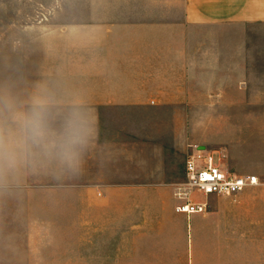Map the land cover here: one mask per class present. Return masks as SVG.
<instances>
[{"label": "rangeland", "instance_id": "1", "mask_svg": "<svg viewBox=\"0 0 264 264\" xmlns=\"http://www.w3.org/2000/svg\"><path fill=\"white\" fill-rule=\"evenodd\" d=\"M153 3L0 0V264H25L29 223L58 232L53 244L70 232L119 246L120 264H264V108L79 105L83 34L115 5ZM192 143L261 183L178 213ZM99 178L115 187L41 186Z\"/></svg>", "mask_w": 264, "mask_h": 264}, {"label": "crops", "instance_id": "2", "mask_svg": "<svg viewBox=\"0 0 264 264\" xmlns=\"http://www.w3.org/2000/svg\"><path fill=\"white\" fill-rule=\"evenodd\" d=\"M114 10L121 15L96 17L83 34L80 107L264 108V0H154ZM196 145L209 149L192 143L188 154ZM41 186L115 187L100 178ZM49 230L29 223L25 264H120L119 246L79 244L85 234L70 232L67 243L53 244L58 232Z\"/></svg>", "mask_w": 264, "mask_h": 264}, {"label": "built area", "instance_id": "3", "mask_svg": "<svg viewBox=\"0 0 264 264\" xmlns=\"http://www.w3.org/2000/svg\"><path fill=\"white\" fill-rule=\"evenodd\" d=\"M185 176L189 191L178 193L182 201L176 205V211L186 214L205 212L207 197L211 194L234 195L260 182L257 174L233 171L213 151L197 145L187 155ZM193 191L204 195L205 199L196 200L191 195Z\"/></svg>", "mask_w": 264, "mask_h": 264}]
</instances>
